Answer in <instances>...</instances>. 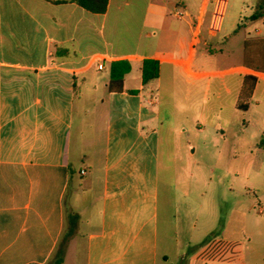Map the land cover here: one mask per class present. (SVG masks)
<instances>
[{"label": "crops", "instance_id": "1", "mask_svg": "<svg viewBox=\"0 0 264 264\" xmlns=\"http://www.w3.org/2000/svg\"><path fill=\"white\" fill-rule=\"evenodd\" d=\"M227 4L109 0L107 11L96 14L71 0H0V264H57L61 243L62 264H79L70 234L75 214L86 229L83 264H170L173 244L184 246L187 264H249L238 237L241 230L249 239L255 234L246 209V181L255 169L246 176L228 172V215H216L196 238L195 227L189 230L193 210L182 211L178 199L190 193L164 178L160 116L148 95L154 79H142L147 59L159 63L155 79L163 68L187 82L210 76L193 70L196 47L220 34ZM253 12L231 32L264 21L251 20ZM119 61L131 71L123 92H109L111 64ZM260 68H243L233 105L262 116L254 138L264 137ZM248 76L257 81L242 110ZM219 222L231 233L207 239Z\"/></svg>", "mask_w": 264, "mask_h": 264}, {"label": "rangeland", "instance_id": "2", "mask_svg": "<svg viewBox=\"0 0 264 264\" xmlns=\"http://www.w3.org/2000/svg\"><path fill=\"white\" fill-rule=\"evenodd\" d=\"M257 1L228 0L220 34L211 43L202 41L197 45L193 70L196 73L209 72L210 76L202 79L190 77L191 81L187 82L178 73L163 68L161 79L151 81L148 89L160 116L164 178L172 182L177 180L180 189L187 195L190 193L187 199L182 195L178 199L183 201V205L179 203L182 211V207L193 210L189 230L195 227L196 238L202 237L213 226L218 215H228L230 196L226 187L231 178L228 172L246 176L255 169L252 181H246L250 189L246 197L251 199L246 206L251 214L247 216V226L255 234L250 240L241 230L238 237L242 254L249 264H264V213H259L260 204L253 193L259 187L264 198V174H258L259 171L264 173V144H261L264 137H252L263 119L253 109L247 113L235 110L233 105L237 101L243 68L254 63L264 65V21L243 26L236 35L230 29L238 19L245 20L251 15ZM260 71L264 73L263 68ZM227 88L232 89L233 94L227 93ZM250 117L253 123L247 127L245 122ZM214 225V234L207 239H222L223 234L232 231H224L221 222ZM85 230L78 222L71 237L79 264L84 260ZM259 247V257L256 261L251 260ZM171 249L170 264H187L190 255L184 258V246L173 244Z\"/></svg>", "mask_w": 264, "mask_h": 264}, {"label": "trees", "instance_id": "3", "mask_svg": "<svg viewBox=\"0 0 264 264\" xmlns=\"http://www.w3.org/2000/svg\"><path fill=\"white\" fill-rule=\"evenodd\" d=\"M55 3H62L65 0H53ZM73 3L78 6L96 14H103L107 11L109 0H71ZM264 18V0H258L257 6L254 9L253 15L251 16V20H258ZM131 71V66L127 61H119L113 62L111 64L110 70V80L108 82V91L109 92H123L124 91V76ZM159 63L156 60L147 59L143 64V83L147 84L150 80L158 78L159 76ZM249 78H252V82L249 81ZM257 81V77L248 76L244 82V86L242 89V100L244 101L243 105L239 104V108L242 110H247L249 100L252 96L255 82ZM136 93V91H132ZM261 144H264V140H262ZM79 217L77 214L71 217L73 227L77 225ZM71 228L70 234H72L75 230ZM63 243L60 244L57 251V264L63 263Z\"/></svg>", "mask_w": 264, "mask_h": 264}, {"label": "built area", "instance_id": "4", "mask_svg": "<svg viewBox=\"0 0 264 264\" xmlns=\"http://www.w3.org/2000/svg\"><path fill=\"white\" fill-rule=\"evenodd\" d=\"M178 15H179L180 17L182 16V14H181V13H179ZM221 15H222V14H219V17H221ZM217 27H218V26H213V30H215V31H216ZM99 68H100V69H103V68H104V66L101 64V65H99ZM83 173H84V172H83Z\"/></svg>", "mask_w": 264, "mask_h": 264}]
</instances>
